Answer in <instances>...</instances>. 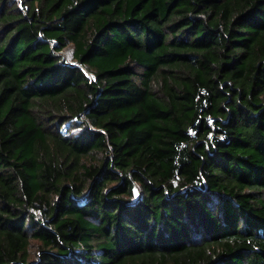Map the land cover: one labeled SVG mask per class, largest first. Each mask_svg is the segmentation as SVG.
Segmentation results:
<instances>
[{
    "label": "trees",
    "instance_id": "obj_1",
    "mask_svg": "<svg viewBox=\"0 0 264 264\" xmlns=\"http://www.w3.org/2000/svg\"><path fill=\"white\" fill-rule=\"evenodd\" d=\"M0 264H264V0H0Z\"/></svg>",
    "mask_w": 264,
    "mask_h": 264
},
{
    "label": "rangeland",
    "instance_id": "obj_2",
    "mask_svg": "<svg viewBox=\"0 0 264 264\" xmlns=\"http://www.w3.org/2000/svg\"><path fill=\"white\" fill-rule=\"evenodd\" d=\"M13 1H17V0H13ZM21 5V2H17ZM60 55L62 56L63 60L69 62V63H73L76 64V60L73 57V53H74V43H69L63 50H61ZM78 65V64H77ZM80 66V65H79ZM86 70V69H84ZM90 77L94 78V75L92 73L89 74ZM70 125L69 123H66L62 126L61 130L63 131V133L68 134V127ZM78 128L76 127H72V130L70 132H77ZM138 194V193H137Z\"/></svg>",
    "mask_w": 264,
    "mask_h": 264
}]
</instances>
